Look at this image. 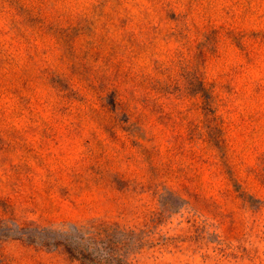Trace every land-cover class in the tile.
Returning a JSON list of instances; mask_svg holds the SVG:
<instances>
[{"label":"rangeland","instance_id":"rangeland-1","mask_svg":"<svg viewBox=\"0 0 264 264\" xmlns=\"http://www.w3.org/2000/svg\"><path fill=\"white\" fill-rule=\"evenodd\" d=\"M0 264H264V0H0Z\"/></svg>","mask_w":264,"mask_h":264}]
</instances>
